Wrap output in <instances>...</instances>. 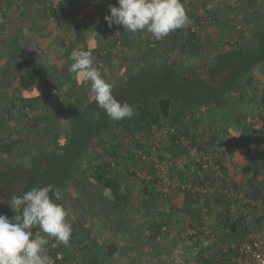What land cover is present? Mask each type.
I'll return each mask as SVG.
<instances>
[{"label":"trees","instance_id":"obj_1","mask_svg":"<svg viewBox=\"0 0 264 264\" xmlns=\"http://www.w3.org/2000/svg\"><path fill=\"white\" fill-rule=\"evenodd\" d=\"M61 1L58 11L52 2L39 0L43 15L55 22L65 19L67 28L55 49L43 50L39 62L16 63L18 86L0 110L3 125L25 119L22 128H10L0 138V214L9 219L20 215L10 207L12 196L52 185L72 225L67 246L54 237L46 246L51 256L62 253L57 264L83 257L78 251L88 244L99 246L109 260L120 254L114 236L123 232L120 239L127 242L126 235L135 229L131 244L121 245L131 249L124 251L127 261L121 254L120 264H139L151 254L161 258L162 252L182 260L181 244L193 250L183 264H231L245 235L264 232V0H246L247 13L239 16L241 0L223 6L217 0H181L191 23L159 40L146 30L132 34L122 25L109 27L105 16L117 0H89L93 14L76 22L67 9L76 0ZM5 2L7 7L12 3L0 0V5ZM18 6L25 8L21 0ZM210 28L216 34L206 39ZM77 46L92 52L105 79L121 63L112 93L133 106V117L110 119L95 102L90 82L69 71ZM178 52L206 63L205 72L211 74L205 78L210 83L219 78L223 99L220 88L192 94L187 80L200 74L192 72L194 63H171ZM2 56L12 63L15 59L14 52ZM179 82L187 86L177 87ZM90 91V97H82ZM246 97L254 102L251 113L240 116L229 109ZM255 118L261 119L259 125ZM229 170L245 176L244 182L231 178ZM166 179L178 184L163 192ZM70 202L77 207L67 206ZM90 206L104 218L90 212ZM130 217L134 223L125 230ZM37 230L32 229L33 236Z\"/></svg>","mask_w":264,"mask_h":264},{"label":"clouds","instance_id":"obj_2","mask_svg":"<svg viewBox=\"0 0 264 264\" xmlns=\"http://www.w3.org/2000/svg\"><path fill=\"white\" fill-rule=\"evenodd\" d=\"M117 5H109L110 14L105 16V21L109 27L122 25L124 31L132 34L146 30L159 40L191 23L181 0H117ZM70 59L73 63L69 71L90 82L95 102L110 119L119 121L133 117V106L114 97L113 85L94 65L92 52L77 46L71 51ZM61 199L59 190L52 185L33 187L22 196L11 197L10 207L21 214L12 219L0 214V264H54L46 250V237H54L67 246L72 235V225L66 219L68 211L57 203ZM34 227H38L42 235L33 236Z\"/></svg>","mask_w":264,"mask_h":264},{"label":"crops","instance_id":"obj_3","mask_svg":"<svg viewBox=\"0 0 264 264\" xmlns=\"http://www.w3.org/2000/svg\"><path fill=\"white\" fill-rule=\"evenodd\" d=\"M11 1L12 3L8 7L6 6V2L4 3V5H0V53L5 55L8 52H14L15 59L12 60L13 62L17 60V55L19 59L26 60V64H29L28 61L34 64L35 59H37V62H39L42 58L44 49H55L58 46L57 43L61 40L65 28H67V22L65 19L61 20V22H55V20L53 21V17L49 19L44 16L39 0H21V2L25 5V8L22 9L18 6L20 0ZM48 1L57 6L58 11L62 10V8L58 7V3L62 2L61 0ZM90 1L76 0V2L70 7L69 13L71 15L74 14L78 17H85V15H87L86 17L90 16L93 12L90 10L88 11L90 6H92L91 3L87 4ZM233 1L217 0V5L223 6V3H229V5H232ZM260 1L261 0H256V3H260ZM240 3L241 4L237 6L238 9L235 12L237 16L247 13L246 0H241ZM37 22L38 24H36ZM109 34L110 33H108V35ZM55 37H57V43L55 42ZM57 51L61 53V48L57 49ZM12 68H15V65L12 64V62H9L6 56H2L0 58L1 111H3L1 109L3 100L7 99L11 91L18 86V68H16L15 70H13ZM20 119H22V117H20L19 120ZM2 125L3 123L0 122V138L4 137L3 131H7V134L11 132V129L7 126V124L3 126ZM232 135H234V137H237L239 134L237 132H234ZM241 152L239 154L240 156ZM236 174L239 173L237 172ZM229 176H232V171L230 170ZM233 178L235 181L237 179H241V182H244L245 176L240 174L234 176Z\"/></svg>","mask_w":264,"mask_h":264},{"label":"rangeland","instance_id":"obj_4","mask_svg":"<svg viewBox=\"0 0 264 264\" xmlns=\"http://www.w3.org/2000/svg\"><path fill=\"white\" fill-rule=\"evenodd\" d=\"M188 1V0H187ZM87 4H90L89 2L87 3ZM91 5L92 6H90V8L88 9V11L90 10V11H93L94 12V6H93V4L91 3ZM89 7V6H88ZM84 8H85V6H84ZM68 10H69V7L67 8ZM93 9V10H92ZM93 12H92V14H93ZM90 13V12H89ZM84 14H87V13H84ZM91 14V15H92ZM87 15H85V17H86ZM78 18H80V17H78V16H76V15H72L71 16V19L73 20V22H76V21H78ZM36 24H38V22L36 23ZM61 26H62V24H61ZM109 33H111V32H109ZM208 34V35H207ZM207 34H206V36H205V38L208 36V37H213L214 36V34H216V31L215 30H213L212 28H210L209 30H208V32H207ZM57 37H55V42L57 41V39H56ZM207 39V38H206ZM208 41V40H207ZM19 61V62H18ZM23 59H17L16 61H14L12 64H14L15 65V68H12L13 70H15L16 68H17V66H16V63H17V65H18V63H23ZM180 61H182V62H184L186 65L187 64H189V63H194L195 64V66L193 67V69H192V72H194V73H197V74H200V76L199 75H197V76H194V75H192L191 77H190V79L189 80H187L188 82H189V84H190V89H191V92H192V94H194V95H196L197 93H201V94H204V93H210V91H212V92H215L216 90H218L219 88H220V90L218 91V97L220 98V99H223V92L221 91V89H222V87H221V82L219 81V78H217V80H218V82H215V81H213L212 80V83H210V78L209 77H206L205 78V76H209V74H211L210 72H208L207 73V71L205 72V69H206V63L205 62H202L201 60H197L196 61V59L194 60L193 59V57H191L189 54L187 55H185V54H183L182 52H178V53H176L175 55H171V57H170V62L171 63H179ZM25 62V61H24ZM59 68V70H57L58 72H60L61 71V67H58ZM10 69H11V65H10ZM122 69V65H121V63H118L117 65H116V68L115 69H113V70H111V71H109L108 73H107V75L105 76L106 77V81L108 82V83H111V84H114L115 82H118L119 80H120V78H121V74H120V70ZM29 71H31L32 70V68H30V69H28ZM205 73H207V74H205ZM64 74V73H63ZM202 76V77H201ZM199 77V78H198ZM199 80H201V84L203 85V87H201V86H199V85H201L200 83H199ZM183 86V85H186L187 86V82H186V84H181L180 82L177 84V87L178 86ZM204 86H207L206 88H204ZM211 87V88H210ZM75 89H76V87H75ZM214 90V91H213ZM216 93V92H215ZM246 93V92H245ZM94 94V93H93ZM92 94V95H93ZM83 96H88V97H90L91 96V91L89 92V94H88V92L87 93H85V94H82V97ZM233 96H235V94L233 93ZM250 96V95H249ZM227 97H228V99L230 98V96H228L227 95ZM235 97H237V96H235ZM238 98V97H237ZM232 101H233V98L231 99ZM252 104L254 105V102H253V99H250V98H245V100L243 101V100H239V102L238 103H236L234 106H230L229 107V109L230 110H234V109H236V111H237V115H240V116H245V114H247L248 112L249 113H251L250 112V109H253L254 108V106H252ZM253 107V108H252ZM223 109V108H222ZM224 112H227V113H230L229 111H225L224 110ZM237 115H235V116H237ZM261 119H257V118H255L254 120H253V122L255 123V124H258L259 123V121H260ZM24 121H25V119L24 118H22V119H20V120H12V121H8L7 122V126L8 127H10L11 129H20V128H22L21 126H22V124L24 123ZM63 122V121H62ZM60 124H61V119H60ZM259 125V124H258ZM60 127H61V125H60ZM230 131H231V133L233 134L234 132H236V131H234L233 129H230ZM238 134H239V132H237ZM1 134V133H0ZM5 134H7V132L5 131H3V135H5ZM234 136V135H233ZM239 136V135H238ZM237 136V137H238ZM241 150V149H240ZM192 154L194 155V152L191 150L190 151V154H189V157H192ZM188 158V157H187ZM238 171H235V170H232V176H231V178H233L234 176H237V175H240V174H236ZM164 178H166V176H164ZM169 184V185H168ZM170 184H172L173 185V187H175V186H177V184H178V182H175V183H173V181H171V180H169V179H166L165 180V185L164 186H162L161 187V190L163 191V192H165L166 190H167V188L168 187H171L170 186ZM135 189H137V191H138V186H135ZM134 189V190H135ZM174 190V189H173ZM80 191H82V190H80ZM136 191V190H135ZM83 191L81 192V196L83 197V198H85L86 199V194H84L83 195ZM178 197V201L180 202L181 200H182V197H183V195H182V193H179L177 196H176V198ZM82 198V202L84 203H86V201H85V199H83ZM93 200L91 199V201H90V204L88 203V205H91L92 206V204H91V202H92ZM87 204V203H86ZM71 205V207H77V203H74V202H70V204L68 205L67 204V206H70ZM87 205V206H88ZM89 207L90 208V212H92L94 215H96V214H98V216H100V218H104V216L101 214L102 212L101 211H99L98 209V207H94V208H92V207ZM87 209V208H86ZM89 210V209H88ZM91 216V215H90ZM130 216V215H129ZM92 217V216H91ZM76 221L78 220V216H76V219H75ZM82 221H84L83 219H81ZM208 221H210V219H208ZM84 223V222H83ZM134 223V220L130 217V219H129V224L127 225V224H125V226L123 227L125 230L127 229V227L130 225V224H133ZM141 226H142V229L141 230H139V235H140V237H139V240H141V242H142V238H143V228H144V223L142 222L141 223ZM139 229V228H138ZM259 229H262V228H259ZM129 230V229H128ZM78 232H80V231H78ZM136 232V229L135 230H132V231H129V234H125L126 235V237L128 236V238H127V242H125V241H123L122 239H120V236H122L121 234L123 233V232H121L120 234H117V235H115L114 236V243H115V245H116V247L117 248H119V253L120 254H115V255H117V256H113V257H111L109 260H106V258H104L103 257V250L99 247V246H94L93 247V245H90V244H88V246L86 247V248H80L79 249V251H78V254H80L81 256L83 255V257H80L79 255H76V256H74L73 258H71L70 260L68 259L67 261H65L63 264H100V263H103V264H120V262H119V257H121V254H124L123 255V257H121V259H123V258H125V253H124V251H126V250H129V249H131V246L130 245H124V248L123 249H121V245H123L124 243H129V244H131V242H132V239L134 238V233ZM137 232H138V230H137ZM259 236H260V238H263V240H264V232L263 231H261V230H259V231H257L256 232ZM83 237V236H82ZM81 237V242H86L87 241V238H88V236L87 237H85V238H82ZM47 238V240H48V244L50 243V241L53 239V237L51 238V236H47L46 237ZM71 239V238H70ZM47 244V245H48ZM71 244V243H70ZM207 244V241L205 242V245ZM71 245H73V244H71ZM139 247H141L142 249L144 248V249H146V251H148L149 249H148V246H144V245H142V246H139ZM135 248V247H134ZM138 249V248H137ZM137 249H136V252L138 253H140V251H137ZM180 251L182 252L181 254H183V258L184 259H187V261H189V259L192 257V252H193V250L190 248V247H187L186 245H182L181 244V246L179 247V249H178V252L180 253ZM163 254H162V256H161V258H159L158 256H156V255H154V254H151V256H149V257H146L145 259H143L142 257L140 258V260H141V262L139 263V264H183V263H185L186 262V260H184V259H180V257H178V256H174V254H172V255H169V254H165V252H162ZM118 257V258H117ZM125 261H127V258H125Z\"/></svg>","mask_w":264,"mask_h":264},{"label":"built area","instance_id":"obj_5","mask_svg":"<svg viewBox=\"0 0 264 264\" xmlns=\"http://www.w3.org/2000/svg\"><path fill=\"white\" fill-rule=\"evenodd\" d=\"M13 114L16 116L19 113L18 111L14 110ZM35 235H42V233L40 230H37ZM263 246L264 240L260 238L256 232L248 233L240 241L237 247V253L232 258L231 264H264V250H261ZM58 254L59 258H57ZM51 257L54 261V264H57L62 259V253L60 251H56L54 256Z\"/></svg>","mask_w":264,"mask_h":264},{"label":"bare ground","instance_id":"obj_6","mask_svg":"<svg viewBox=\"0 0 264 264\" xmlns=\"http://www.w3.org/2000/svg\"><path fill=\"white\" fill-rule=\"evenodd\" d=\"M7 116V115H6ZM1 117V116H0Z\"/></svg>","mask_w":264,"mask_h":264}]
</instances>
